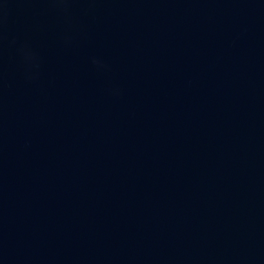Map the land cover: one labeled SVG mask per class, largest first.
Listing matches in <instances>:
<instances>
[{
  "label": "water",
  "instance_id": "water-1",
  "mask_svg": "<svg viewBox=\"0 0 264 264\" xmlns=\"http://www.w3.org/2000/svg\"><path fill=\"white\" fill-rule=\"evenodd\" d=\"M0 264H264V0H0Z\"/></svg>",
  "mask_w": 264,
  "mask_h": 264
}]
</instances>
